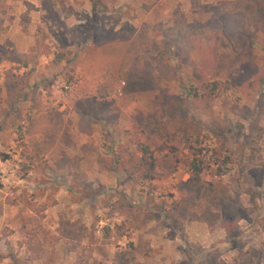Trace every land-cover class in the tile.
<instances>
[{
	"label": "rangeland",
	"instance_id": "1",
	"mask_svg": "<svg viewBox=\"0 0 264 264\" xmlns=\"http://www.w3.org/2000/svg\"><path fill=\"white\" fill-rule=\"evenodd\" d=\"M232 1L0 0V264H264V24L176 37Z\"/></svg>",
	"mask_w": 264,
	"mask_h": 264
},
{
	"label": "trees",
	"instance_id": "2",
	"mask_svg": "<svg viewBox=\"0 0 264 264\" xmlns=\"http://www.w3.org/2000/svg\"><path fill=\"white\" fill-rule=\"evenodd\" d=\"M211 15L205 22L195 20L176 31L177 40H190L193 38H208L207 30L216 32L221 38L227 39L237 35L248 20L264 24V0H234L227 4H218L210 8ZM197 161L191 164L196 170ZM199 162V161H198ZM219 219V213L212 210L209 205H203L195 211V220L204 222L212 228ZM5 255L0 253V260Z\"/></svg>",
	"mask_w": 264,
	"mask_h": 264
},
{
	"label": "crops",
	"instance_id": "3",
	"mask_svg": "<svg viewBox=\"0 0 264 264\" xmlns=\"http://www.w3.org/2000/svg\"><path fill=\"white\" fill-rule=\"evenodd\" d=\"M92 120H94V119H92ZM100 121L102 122L103 119H100L99 122ZM96 123H98V121L97 120L96 121L94 120V123H93L92 127L90 128V131L89 132H85L84 131V132H80L79 133V137H80L82 143L87 142V141H89V142L93 141V138H95L96 134H98L99 131L96 129L97 128V124ZM115 171H117L118 173L125 172L124 170L119 171V169H115L114 172Z\"/></svg>",
	"mask_w": 264,
	"mask_h": 264
}]
</instances>
